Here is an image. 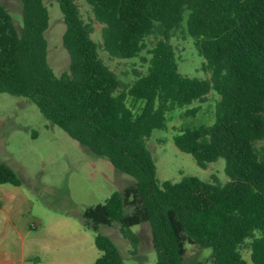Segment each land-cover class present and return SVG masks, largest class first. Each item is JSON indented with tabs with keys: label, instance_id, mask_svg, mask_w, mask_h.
Here are the masks:
<instances>
[{
	"label": "trees",
	"instance_id": "trees-1",
	"mask_svg": "<svg viewBox=\"0 0 264 264\" xmlns=\"http://www.w3.org/2000/svg\"><path fill=\"white\" fill-rule=\"evenodd\" d=\"M56 1L69 54L68 70L59 75L47 61L44 0H21V34L0 2V92L34 103L80 145L134 177L80 214L101 252L93 264H123L100 225L116 223L136 246L131 227L143 222L150 225L156 264H181L186 243L212 249L209 261L195 264H264V0H85L102 25L101 46L110 56L145 62L140 54L156 37L146 72L129 84L99 56L76 0ZM183 26L208 78L178 72L171 38ZM211 91L218 95L213 122L179 129L173 141L202 168L223 158L226 182L191 175L159 181L146 140L166 126L168 112L201 102ZM127 98L140 104L136 112ZM4 183L17 186L20 180L0 161ZM246 247L249 259L242 256Z\"/></svg>",
	"mask_w": 264,
	"mask_h": 264
},
{
	"label": "rangeland",
	"instance_id": "rangeland-1",
	"mask_svg": "<svg viewBox=\"0 0 264 264\" xmlns=\"http://www.w3.org/2000/svg\"><path fill=\"white\" fill-rule=\"evenodd\" d=\"M10 13L15 28L21 34V0H0ZM49 13V26L44 33L47 41V61L56 75L68 70L69 54L62 44L65 31L63 14L56 0H44ZM82 19L92 27L91 37L98 44L99 56L124 83H132L136 73L146 72L147 50L152 47L156 37L147 39V46L139 57L120 59L110 56L101 46L102 25L92 18L91 10L85 0H76ZM184 25V24H183ZM171 44L175 49L178 72L196 78H208L204 69V59L198 55L185 27L173 32ZM218 95L211 91L201 102L189 105L166 114V126L154 129L146 140V147L156 167L159 181H179L183 176H195L203 181L223 184L224 159L218 158L205 168L196 164L191 154L179 150L173 136L179 129H192L200 125H210L214 120L215 103ZM127 104L136 112L139 103L127 98ZM196 107L194 114L187 110ZM264 147V141L260 143ZM0 161L9 165L17 174L18 189L28 198L24 208L42 221L54 224L57 220H69L68 225H82L80 214L88 206L103 203L115 191H121L135 182L134 177L115 168L105 157L96 156L80 145L59 126L46 119L38 107L23 97L0 92ZM32 206L31 211L29 210ZM138 236L132 245L118 231L117 224L100 225L99 232L111 238L117 246L123 264H156L152 247L150 225L143 222L131 227ZM90 245H93L95 232L87 230ZM259 235V231L255 233ZM264 235V234H263ZM186 253L181 264H195L209 261L210 247L186 243ZM97 252L98 250L94 248ZM100 252V251H99ZM242 256L249 259V249H242Z\"/></svg>",
	"mask_w": 264,
	"mask_h": 264
},
{
	"label": "crops",
	"instance_id": "crops-1",
	"mask_svg": "<svg viewBox=\"0 0 264 264\" xmlns=\"http://www.w3.org/2000/svg\"><path fill=\"white\" fill-rule=\"evenodd\" d=\"M18 187L0 184V264H93L101 252L94 238L89 244L87 229L66 226L67 219L42 226L40 218L26 214L30 200Z\"/></svg>",
	"mask_w": 264,
	"mask_h": 264
}]
</instances>
